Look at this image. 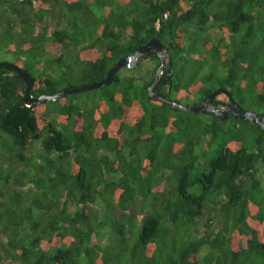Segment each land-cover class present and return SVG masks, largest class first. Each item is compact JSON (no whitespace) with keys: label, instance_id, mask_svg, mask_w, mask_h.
Here are the masks:
<instances>
[{"label":"trees","instance_id":"1","mask_svg":"<svg viewBox=\"0 0 264 264\" xmlns=\"http://www.w3.org/2000/svg\"><path fill=\"white\" fill-rule=\"evenodd\" d=\"M153 38L171 62L155 83L151 52L144 74L28 106L0 69V264H264V130L167 102L223 89L264 114V0H0V59L33 97Z\"/></svg>","mask_w":264,"mask_h":264},{"label":"water","instance_id":"2","mask_svg":"<svg viewBox=\"0 0 264 264\" xmlns=\"http://www.w3.org/2000/svg\"><path fill=\"white\" fill-rule=\"evenodd\" d=\"M150 52H154L155 56L160 59L161 63L159 67L157 68L154 83L159 79L160 77V68L163 65L162 59L166 58L168 61L169 54L165 50V47L158 39H151L148 43H146L144 46L140 47L136 53L133 55L120 59L117 61L111 69H109L106 77L97 82L90 85H84V86H76V87H68L65 88L59 92H56L54 94H42L37 97H33L31 95V90L34 85V77L26 70H23L21 67L9 63V62H0V69L7 70L9 72L14 73L17 77L23 80L25 83V98L24 103L28 106H31L32 104H40L43 102L53 101L56 102L59 99L65 97L68 94H75L83 91H92L94 89H101L109 86L114 78V75L123 67L125 68H132L135 69L136 65L135 62L138 58L147 56ZM169 66H171V62H168ZM167 79H169V75L166 76ZM153 83V84H154ZM153 86L151 85L148 88L149 96L152 99L159 98L156 95L153 94ZM219 93H224L229 98V103L227 104H220L217 107L210 104H200V105H182L180 103H176L175 101L168 100L167 102L171 104L173 107H177L179 109H182L186 112H190L193 114H208L212 113L214 114L219 120L226 119L228 115L235 116L239 118L240 120H247L251 121L253 123H256L259 127H261L264 130V114H259L253 111H248L242 108L233 98L232 94L230 92H227L223 89H218L212 92V94L209 96L210 99H213L216 97Z\"/></svg>","mask_w":264,"mask_h":264},{"label":"rangeland","instance_id":"3","mask_svg":"<svg viewBox=\"0 0 264 264\" xmlns=\"http://www.w3.org/2000/svg\"><path fill=\"white\" fill-rule=\"evenodd\" d=\"M0 62H9V63H14V62H16V60H15V57L14 56H12V55H2L1 56V59H0ZM138 65L140 66V68H141V72L143 73V72H145V70L146 69H148L151 65H149V63H148V61H140V60H138ZM166 68V65H164V67L162 68V70H164ZM190 67H185V72L186 73H188V72H190ZM139 74L140 73H134L133 74V76L135 75V76H139ZM144 74V73H143ZM121 75H123V76H125V75H127V76H129V72H126V71H124V72H122V74ZM201 115H203V114H201ZM205 252L204 251H202L201 252V255H203Z\"/></svg>","mask_w":264,"mask_h":264},{"label":"clouds","instance_id":"4","mask_svg":"<svg viewBox=\"0 0 264 264\" xmlns=\"http://www.w3.org/2000/svg\"><path fill=\"white\" fill-rule=\"evenodd\" d=\"M156 27H157V28L159 27V24H158V23H156ZM153 39H156V38H153ZM148 42H149V41H148ZM148 42H147V43H148ZM165 50H166V49H165ZM135 53H136V52H135ZM150 53H151V52H150ZM150 53H149V54H150ZM149 54H148V55H149ZM132 55H133V54H132ZM148 55H147V56H148ZM130 56H131V55H130ZM147 56H144V57H147ZM144 57L138 58V59L136 60V62H135L136 68L138 67V63H137L138 60L142 61V58H144ZM168 59H169V58H168ZM159 60H160V59H159ZM146 61H147V60H146ZM162 62H163V65H162V67H161L160 70H159V71H160V77H161L163 71L165 70V69L162 70V68L164 67V65H166V64L169 62V60L167 61L166 58H163V59H162ZM160 63H161V61H160ZM13 64H14V63H13ZM15 65H16V64H15ZM168 65H169V64H168ZM166 66H167V65H166ZM158 67H159V66H158ZM136 68H135V69H136ZM126 69H132V68H126ZM135 69H133V70H135ZM124 71H126V70H123L122 72H124ZM156 71H157V70H156ZM118 72H119V71H118ZM166 76H167V75H165V78H166ZM160 77H159V78H160ZM166 79H167V78H166ZM158 80H159V79H158ZM203 115H205V114H203Z\"/></svg>","mask_w":264,"mask_h":264},{"label":"flooded vegetation","instance_id":"5","mask_svg":"<svg viewBox=\"0 0 264 264\" xmlns=\"http://www.w3.org/2000/svg\"><path fill=\"white\" fill-rule=\"evenodd\" d=\"M201 104H205V103H201ZM220 104H222V103H218V104L216 105V107H217L218 105H220ZM225 104H227V103H225ZM199 105H200V104H199ZM228 116H229V115H228ZM228 116H227V117H228Z\"/></svg>","mask_w":264,"mask_h":264},{"label":"bare ground","instance_id":"6","mask_svg":"<svg viewBox=\"0 0 264 264\" xmlns=\"http://www.w3.org/2000/svg\"><path fill=\"white\" fill-rule=\"evenodd\" d=\"M123 68H125V67H123ZM121 69H122V68H121ZM121 69H120V70H121ZM120 70H119V71H120Z\"/></svg>","mask_w":264,"mask_h":264}]
</instances>
